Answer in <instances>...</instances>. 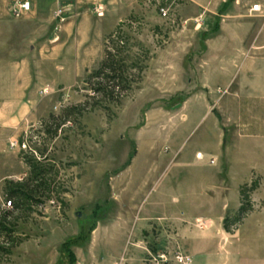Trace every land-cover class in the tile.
Masks as SVG:
<instances>
[{
  "label": "rangeland",
  "instance_id": "374dc122",
  "mask_svg": "<svg viewBox=\"0 0 264 264\" xmlns=\"http://www.w3.org/2000/svg\"><path fill=\"white\" fill-rule=\"evenodd\" d=\"M15 1L0 0V264H264L262 170L231 169L241 138L264 134V100L239 76L200 84L210 50L264 45V0H30L19 18ZM109 52L129 76L119 100L88 82ZM200 96L226 139L217 167L194 157L211 124L196 101L184 122Z\"/></svg>",
  "mask_w": 264,
  "mask_h": 264
},
{
  "label": "crops",
  "instance_id": "0c3cea01",
  "mask_svg": "<svg viewBox=\"0 0 264 264\" xmlns=\"http://www.w3.org/2000/svg\"><path fill=\"white\" fill-rule=\"evenodd\" d=\"M60 0H52L53 3H57ZM52 3V4H53ZM50 4V3H49ZM47 3L46 7H49ZM264 38V37H262ZM261 47L254 51H249L247 54L242 50H232L229 54H226L224 50H210L211 59L206 60L204 64H202V74L200 77V84L204 88L211 89L221 87L220 85L230 86L232 81H234L235 77L239 76V80L242 79L241 91L249 98H256L264 100V45H260ZM209 51V50H207ZM241 57L240 61H238V65L235 68V57ZM223 58V59H221ZM214 62H218L220 64V68L218 70H213L210 68L211 64ZM192 101H196V103L201 105V116L198 121L201 122L205 118H211V124L208 130L209 141L208 145L205 149H197L194 153V157L197 161L205 160L206 156H210V161L212 165L216 166V158L214 155L222 149L223 145L226 142V139L221 136L219 139V135L217 131L213 130V122L212 116L209 106V101L207 97L204 99L202 96L200 97H186L184 100V105H186V118L184 122H187V112L188 107L190 106ZM17 124L21 123V119L17 117L16 119L9 120V124ZM6 130L7 126L4 127ZM241 148L240 152L242 153V158L240 160L234 159L232 161L231 169H255L262 170V180L261 185H264V134H247L241 138ZM257 149H260L257 151ZM201 151L202 156L200 158L197 157V152ZM217 167V166H216ZM216 179V180H215ZM211 184L215 186L219 185V181L215 178ZM241 183V182H240Z\"/></svg>",
  "mask_w": 264,
  "mask_h": 264
},
{
  "label": "trees",
  "instance_id": "16d2710c",
  "mask_svg": "<svg viewBox=\"0 0 264 264\" xmlns=\"http://www.w3.org/2000/svg\"><path fill=\"white\" fill-rule=\"evenodd\" d=\"M88 82L93 93L96 94L103 92V94L108 95L115 100H119L125 91L131 88L126 67L110 52L105 56L99 68L90 74ZM30 167L32 175L37 177L38 172L36 165L31 164ZM12 183L13 182L11 181L10 184ZM26 183L28 184V182ZM25 184L17 183L16 186L8 188V196L15 205L19 203V199L26 193L24 192ZM88 238V236H83L81 234L64 244V250L69 253L72 262H75L76 256L71 251L70 244H79Z\"/></svg>",
  "mask_w": 264,
  "mask_h": 264
},
{
  "label": "built area",
  "instance_id": "2783aa9c",
  "mask_svg": "<svg viewBox=\"0 0 264 264\" xmlns=\"http://www.w3.org/2000/svg\"><path fill=\"white\" fill-rule=\"evenodd\" d=\"M94 10L99 15L103 14L102 6H95ZM250 10H251V12H262L263 11L262 4L261 3H255L252 5ZM30 11H31L30 0H16L15 2L12 3V5L10 7V12H11L12 16H14L16 18L22 17V16L28 14ZM67 13H68L67 8L59 7L55 12V17H56V19H58L60 21H64L66 19ZM15 145H16V142L11 143L12 147ZM201 156H202L201 152L197 154L198 158H200ZM8 204L11 205L12 201L9 200ZM175 258H176L177 264H190L189 259L182 254H177ZM154 262H155V264H161V263L166 264V262H168V258L166 256V254H164V253L158 254L157 256L154 257Z\"/></svg>",
  "mask_w": 264,
  "mask_h": 264
}]
</instances>
